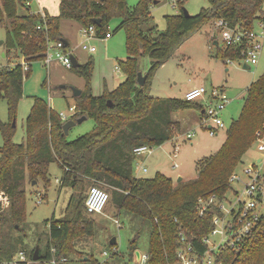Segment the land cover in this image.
<instances>
[{
    "label": "trees",
    "instance_id": "trees-1",
    "mask_svg": "<svg viewBox=\"0 0 264 264\" xmlns=\"http://www.w3.org/2000/svg\"><path fill=\"white\" fill-rule=\"evenodd\" d=\"M31 1L0 0V27L5 32L3 55L7 56L13 49L23 58V62L0 69V99L6 100L10 119L2 128L0 148V262L11 260L19 250L26 251L18 245L17 236L26 219L25 181L28 178L47 184L48 165L55 161L63 170L60 184L79 192L71 212L64 218L53 217L49 221L46 250L38 253L42 264L52 256L58 261L67 259L73 237L78 233H93V221L87 216L92 214L85 208L89 188L83 196L84 180L105 184L114 208L149 222L146 264H173L180 247V233L198 252H204L202 238L213 228L212 217L218 208L211 206L199 215L197 199L212 194L218 201L225 197L231 188L230 175L254 140V133L263 130L264 73L249 84L241 110L228 126L219 149L198 161L193 178L178 182L161 172L152 177L134 176L133 162L137 156L133 149L140 145L156 147L170 140L179 128L172 114L194 108L203 115V104L181 97H154L150 95L149 79L207 20L222 19L229 27L253 31L255 19L264 21L261 11L264 0H208L207 7L190 16L184 14L181 4L178 14L167 16L166 29L158 33L154 27L143 29L149 6L156 0H138L133 7L127 0H59L58 14L49 15L43 10V18L34 12ZM115 16L120 17L116 30L125 31L127 57L119 61L125 78L111 92L81 93L78 97L84 98L71 116V119L84 114L91 117L95 123L93 129L68 139L63 132L66 121L45 101L35 98L25 120V142L15 143L12 121L29 71L25 72L23 65L29 67L32 61H44L48 45L64 39L59 30L62 19L87 27L99 18L100 24H95L96 35L104 38L108 22ZM242 48L224 46L219 55L226 60H241ZM143 55H149L152 62L144 73L147 76L144 85L139 86L137 72ZM72 68L89 84L91 60ZM3 198L7 199V205ZM72 201L73 193L70 205ZM243 248H225L218 258L223 264H264V215L248 232ZM33 251L27 254L29 260ZM86 261L96 264L94 259Z\"/></svg>",
    "mask_w": 264,
    "mask_h": 264
},
{
    "label": "rangeland",
    "instance_id": "rangeland-1",
    "mask_svg": "<svg viewBox=\"0 0 264 264\" xmlns=\"http://www.w3.org/2000/svg\"><path fill=\"white\" fill-rule=\"evenodd\" d=\"M137 2L138 0H127L130 7ZM155 2L149 6L143 29L154 27L157 33L166 29L167 16L178 14V5L182 4L190 15H195L208 6V0H156ZM31 7L33 10L42 8L49 15H56L59 12V0H32ZM19 11L23 10L19 8ZM261 11L264 14V1L261 4ZM216 21L217 19L214 18L207 20L200 29L174 50L170 58L150 77L149 89L151 95L158 97L183 98L184 93L193 85H203L207 89L212 86L221 87L225 89V94L230 100L221 113L225 126L219 129L217 134L210 135L207 128L199 124L200 122H193L180 138L174 141L173 138L179 137L181 133L180 127L175 129L172 138L162 146L153 147L152 154L146 156L144 161L141 158H135L132 170L134 176L152 177L156 171H161L173 180L182 176L183 180L193 178L196 175L198 161L213 154L219 147V144H214L225 138L228 126L241 110L243 98L251 81L264 73V48L258 56L257 63L251 65L249 69L243 68L244 61H227L219 55L224 49V43L223 32L216 27ZM119 22L120 17H112L107 29L111 35L103 38L98 35L87 37L83 26L74 20L60 21L59 30L63 38L69 42L70 54L79 64L89 60L93 63L89 84L83 76L77 74L73 68H65L54 56L50 62L35 60L29 63V71L23 82L22 97L16 109L12 136L15 143L25 142V120L35 98L45 101L56 113H64L69 120L75 112L77 103L84 98L75 97L73 88L81 90V93L88 90L92 95H101L104 92H111L123 81L125 75L119 68V61L127 57V51L124 29L116 30ZM252 27V30L257 33L264 32L259 19L254 20ZM4 40L5 32L0 27V69L3 66H13L17 62H23L21 55L13 49L7 56L3 55ZM84 43L94 46L95 50L93 52L83 50ZM151 62L149 55H143L139 60V71L144 74L149 70ZM188 111L197 116L200 115V111L194 108L174 113ZM80 116L72 119L76 120ZM9 123L6 100L0 99V148L3 145L2 128ZM94 124V120L87 116L69 129L68 139H74L91 131ZM262 129L260 136L254 133V140L236 168V173L241 180L234 181L231 189L226 192V199L222 202L225 210H229L232 206L236 208L239 206L238 201L248 199L242 192L244 182L248 180L245 169L252 167L253 173L259 172L261 176H264V151L257 149L258 141L264 140V128ZM188 133H193L190 139L186 137ZM173 151L176 156L173 155ZM175 163L179 166L173 167ZM139 167H145L146 171H142ZM62 176L63 170L55 161L48 165L47 184L42 180L33 183L28 178L25 181L26 219L21 224L17 236L18 245L25 249L28 255L37 245L42 254L45 252L49 237V221L53 217L54 219L64 218L66 213L73 209L72 204L75 203L79 190L73 192L72 189L62 186L60 184ZM83 182L85 186L83 196L91 185H97L108 192L109 200L102 213L92 215L84 213L93 221V233L91 235L78 233L73 237L71 252L66 255L67 260L64 262L57 260V264H90V261H86L87 259H94L96 264H139L134 252L137 250L140 254L147 253L149 222L125 210L118 211L114 208L110 201V192L105 184L94 180ZM72 193L74 201L70 205ZM40 199L41 201L38 202ZM261 211H264V206ZM112 237L116 238L115 248L110 244ZM211 239L215 242L219 241L218 236ZM104 251L108 254L104 255ZM27 264L42 263L39 260H29Z\"/></svg>",
    "mask_w": 264,
    "mask_h": 264
},
{
    "label": "built area",
    "instance_id": "built-area-1",
    "mask_svg": "<svg viewBox=\"0 0 264 264\" xmlns=\"http://www.w3.org/2000/svg\"><path fill=\"white\" fill-rule=\"evenodd\" d=\"M31 3V2H29ZM43 18L45 13L42 8L34 10ZM218 30L223 32V43L225 47L243 46L242 59L249 67L258 61V56L264 48V32L245 31L240 27H229L227 22L222 19H217L215 22ZM260 26L264 28V21H260ZM39 28V27H38ZM83 31L87 37L96 35V25L92 24L83 27ZM111 35L106 32L104 38ZM82 49L87 52H93L94 46L87 44L82 45ZM54 52V53H52ZM54 54V55H53ZM58 59L65 68H72L71 54L68 46L64 47L60 40L55 44H49L47 47L45 62H50L52 57ZM231 61V59H227ZM243 63V64H244ZM29 69L28 65H23V70L26 72ZM186 100H201L203 104V112L201 120L198 122L203 128H207L210 135H215L219 129L225 126L222 120L221 113L225 107L230 103V100L225 94V90L221 87L212 86L210 89L203 85H198L190 88L184 93ZM61 120L66 121L67 117L64 113L58 114ZM260 131H256V135L260 136ZM193 133H188L186 137L190 139ZM153 147L148 145H140L133 149L136 156H148L152 154ZM259 151H264V140H259L257 144ZM177 167V164H174ZM142 171L146 168L139 167ZM247 181L244 182L243 194L247 196V201H238V207H231L229 210L223 208L222 202L225 197L218 201L217 197L212 194L209 196H200L197 199V210L199 215L205 212L211 206H217L218 212L212 217L213 228L202 238V242L206 246V250L202 253L198 252L194 246L187 243L184 236L180 233V247L177 250V260L173 264H223L218 258L221 251L225 248L242 249L245 244L248 232L253 228L254 224L264 215L261 211L264 206V176L259 172L253 173L252 167L245 169ZM241 178L237 175L236 170L230 175L229 181L232 184L234 181H240ZM231 189V188H230ZM1 198V196H0ZM4 205H7V199L3 198ZM109 200L108 192L97 185H91L87 191L85 198V208L90 214L102 213ZM38 200V202H40ZM218 236L219 241L215 242L211 237ZM115 248V246L113 247ZM55 249L51 248L54 253ZM104 255L108 253L103 252ZM147 253H141L139 264H146ZM67 259L63 257L62 262ZM29 258L26 251L19 250L11 260L0 262V264H27ZM44 264H57V260L52 256L49 260L43 262Z\"/></svg>",
    "mask_w": 264,
    "mask_h": 264
},
{
    "label": "water",
    "instance_id": "water-1",
    "mask_svg": "<svg viewBox=\"0 0 264 264\" xmlns=\"http://www.w3.org/2000/svg\"><path fill=\"white\" fill-rule=\"evenodd\" d=\"M153 3H156L155 1L153 2ZM183 12H184V14L186 15V16H190V14L188 13V11L185 9V8H183ZM94 23L96 24V25H99L100 24V19L99 18H95L94 20ZM61 41L63 42V45H64V47H67L68 46V41L66 40V39H61ZM140 59V58H139ZM71 61H72V65H73V67H77L78 65H80L78 62H77V60L71 55ZM243 68L244 69H249V66L246 64V63H244L243 64ZM146 74H143L141 71H138L137 72V83H138V85L139 86H143L144 85V83H145V80H146ZM81 94V90H79V89H76V88H73V95L75 96V97H78L79 95ZM107 103H108V106H111L112 105V103H111V100H108L107 101ZM86 118V116L85 115H82V116H80L79 118H77L76 120H73V119H69V120H67L64 124H63V132H64V134L65 135H67L68 134V132H69V129L73 126V125H75L76 123H80L82 120H84ZM14 124H15V120H13L12 121V125L14 126ZM182 180V177H178L177 178V182L178 181H181ZM35 181H33V183H34ZM32 183V184H33ZM110 244L111 245H115L116 244V238L115 237H112L111 238V240H110ZM38 251H39V248H38V245L35 247V249H34V251H33V254H32V260L33 261H37L38 260ZM134 254H135V256H136V259L139 261V258H140V252L139 251H135L134 252Z\"/></svg>",
    "mask_w": 264,
    "mask_h": 264
},
{
    "label": "crops",
    "instance_id": "crops-1",
    "mask_svg": "<svg viewBox=\"0 0 264 264\" xmlns=\"http://www.w3.org/2000/svg\"><path fill=\"white\" fill-rule=\"evenodd\" d=\"M250 68V67H249ZM227 70V69H226ZM196 85H193L192 87H190V88H193V87H195ZM189 88V89H190ZM188 89V90H189ZM225 90V89H224ZM151 95V94H150ZM152 96H154V97H158V96H155V95H152ZM199 102H201L202 103V101L201 100H198ZM201 118H202V114L200 113V115H195L194 113H191V112H181V113H173L172 114V119L176 122V123H178V125H179V127H180V131H181V133L179 134V137L178 136H176V138L174 137L173 138V140L175 141V140H178L179 138H180V136L183 134V132L185 131V129H187V128H189L190 127V125L193 123V122H199L200 120H201ZM226 137V136H225ZM225 140V138H222L220 141L218 140L217 141V143L216 144H214V145H217V144H219V147L221 146V144L223 143V141ZM167 142V141H166ZM165 143V142H164ZM163 144H161V146H162ZM219 147H218V149H219ZM217 149V150H218ZM174 150H175V147H174ZM216 150V151H217ZM173 153H174V151H173ZM174 156H176V153H174L173 154ZM138 158H141V159H143V161H144V158H146V156H144V155H140V156H137ZM136 157V158H137ZM258 160H260V158H258ZM177 164V163H176ZM179 165L177 164V167H178ZM173 167H174V165H173ZM145 168V167H144ZM156 172H161V171H156ZM162 173V172H161ZM164 174V173H163ZM166 175V174H165ZM166 176H168V175H166ZM168 177H170V176H168ZM171 178V177H170ZM182 180H183V176H182ZM175 181H176V179H175Z\"/></svg>",
    "mask_w": 264,
    "mask_h": 264
}]
</instances>
